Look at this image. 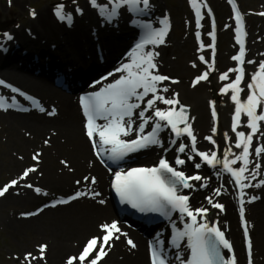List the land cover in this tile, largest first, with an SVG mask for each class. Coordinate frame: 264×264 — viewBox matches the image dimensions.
Listing matches in <instances>:
<instances>
[{"label": "bare ground", "instance_id": "obj_1", "mask_svg": "<svg viewBox=\"0 0 264 264\" xmlns=\"http://www.w3.org/2000/svg\"><path fill=\"white\" fill-rule=\"evenodd\" d=\"M19 1L22 0H15V3ZM27 1L24 0L23 4L26 5ZM150 1L153 3L152 19L158 24L160 19L166 17L173 25L172 30H174V19L161 10L157 0ZM104 2L105 0H99L100 4ZM207 2H212L213 7L216 8L214 0H207ZM227 3H223L224 8H227ZM183 4L191 6L190 0H185ZM257 5L259 9H264V0H257ZM77 7L83 10V15L76 14ZM65 12L73 14L74 22L71 27L66 24L62 26L61 22L52 21L49 16H46L45 19L41 18L34 25L15 31L11 34L14 37L12 41H7L5 38L2 40L7 51H0V74L18 82L26 89L35 91L38 94L36 98L41 102L40 108H43L44 111H40V108H31V113L19 114L10 110H0V122L4 123L11 133H17V137L21 138L22 134L24 135L22 140L13 144L11 136H7L3 142L0 133V159L3 161H0V169H4L9 176L17 175V171L26 165L28 169H37L30 173L26 179H21L23 174L12 179L18 181V184L9 188L8 192L0 197L1 264H28L25 255L31 253L33 256L39 257L41 245H47L45 260L36 259L31 264H66L69 257L79 255V252L76 251L77 246L88 239L87 237L103 235L100 230L101 224L113 222L109 216V207L103 199L106 195L103 188L106 189L108 186L110 174L104 171L92 156L91 146L83 127V119L78 115L72 96L59 92L49 83L51 78L57 75L64 80L67 87L79 86L89 76L111 66L121 56L122 47L135 37V22L140 20H130L126 16L125 9L122 8L121 16L117 21L112 24L102 22L97 11L86 1L83 5L65 8ZM242 19H245L243 12ZM260 22L263 23V21ZM180 25L177 38L171 40L172 31L169 32L170 40L167 49L163 50L156 46L147 48L159 53L154 61L158 74L163 73L165 76L179 81L176 84L165 81L164 85L169 88V92L164 95L172 96L173 93H178L180 103L190 109L189 121L196 133L198 150L204 152L216 150L218 156H222L225 147L228 146L232 147L233 152L239 154L241 150L233 146L236 136L231 130L235 105L230 99V92L227 95L221 93L225 84L234 79L235 73H230L228 81H221L219 78L221 74L236 67V62L232 60V51L238 45L234 34L236 22L229 19L227 15L220 18L218 27L222 40L219 42L214 71H209L208 65L199 60L200 56H204L209 63L212 59L208 56V45L205 40L208 30L206 25L198 28L191 19L187 21L186 30L182 28V22ZM263 38L252 52L253 58L257 62L253 64V72L257 70L258 63L264 61V58L262 59ZM201 43L204 45L203 49L200 48ZM209 49L211 51V47ZM249 50L252 51L253 46H248L247 53ZM126 59L130 61L129 58ZM123 64L124 61L113 65L114 67L107 71L111 73V76L105 86L124 75L117 71ZM193 64L196 67H193ZM33 70L39 72L37 77L26 75ZM205 71H209V79L193 87L195 78ZM244 83L241 85L244 88V92L241 94L242 100L248 94ZM0 95L9 94L0 88ZM213 95H218V101L215 103L217 121L213 120L210 107ZM13 97L17 101H22L17 96ZM157 106L166 107L159 102H157ZM53 109L55 115L50 114ZM147 115L150 116L151 112ZM246 120L247 117L242 115V125ZM214 124L217 127V132L213 139L217 142L218 148H214L205 139L206 136L213 135ZM150 127L151 124L147 128ZM237 130L244 131L246 134L250 131L243 126ZM261 132H264V122H261ZM224 133L230 137L227 145ZM134 135L135 132L129 138ZM170 135V130L161 133L164 147L152 146L145 152L136 155L135 159L139 162L137 164L141 165L135 167H156L161 158L175 162L177 155L175 147L166 154V157L162 154L163 150L167 149ZM181 140L188 144L185 137H182ZM40 141H42L41 145H39ZM221 145L224 148L220 154L219 147ZM260 145H264V136H260L258 133L253 139V159H255L254 149ZM34 151H36L35 154L39 153L40 157L36 163L32 162V164L31 160L34 159L32 156L28 159V154L34 153ZM19 152H27L23 160L17 159L16 154ZM194 163H200V160L195 159L193 162L187 160L183 170L188 172L189 176L203 175L205 181L202 182H206L208 186L202 188L200 187L202 182L192 183L196 186L195 189H190V192H185L184 195L189 196L190 203L195 209L200 207L209 209L208 220L219 222L221 230L225 232L226 238L234 248L237 264H246L243 235L238 219L236 191L230 186L229 180L225 176L217 181L208 165L202 164L200 169H196ZM259 163L261 164V175L252 181L253 184L264 179V154L259 158ZM250 167H254V164ZM85 177L89 178L87 183ZM93 177L97 182L91 187L90 178ZM77 181L80 183L78 184ZM220 182L224 185L223 194L214 199L224 204L225 214L220 213L218 209L211 208L205 199L206 196L212 195L214 189L220 187ZM28 184H31L32 187H27ZM37 188L40 189L39 193L36 192ZM89 189L92 192L103 190L101 195L95 199L84 196L71 200L68 205H58L48 209L42 207L33 216L25 214L26 209L38 205L43 195L47 193L67 192L69 194L67 197L71 198L76 193L86 192ZM245 191L247 192L245 196L246 217L254 254L253 264H264V186L248 188ZM253 196L258 199L254 203H248L247 201ZM100 200H104L105 203H99ZM172 222H175L177 227L183 230V224L179 217H176ZM118 226L122 232L127 233V236H121L119 240L111 241L114 246L110 250L106 249L108 254L99 264H149L144 242L119 224ZM172 227L168 224L153 230V236L163 238L164 247L168 249V255L171 258L175 253L171 247ZM161 230L163 235H160ZM3 237L5 243L1 242ZM127 239H131L136 244V248H131L126 242ZM23 244L24 246H22ZM98 248L99 246H97V251ZM94 254L95 252L92 255ZM85 264H87V260Z\"/></svg>", "mask_w": 264, "mask_h": 264}, {"label": "snow or ice", "instance_id": "obj_2", "mask_svg": "<svg viewBox=\"0 0 264 264\" xmlns=\"http://www.w3.org/2000/svg\"><path fill=\"white\" fill-rule=\"evenodd\" d=\"M76 3V0H71ZM233 4L236 20V43L239 45L238 54L232 57L236 62V67L220 75L221 81H228L230 73H235L234 79L225 84L221 93L227 95L231 93L230 99L235 105L232 118L231 130L235 133L236 140L234 147L240 149L239 154L232 151V147L226 146L223 155L218 156L216 150L210 152L200 151L197 148V137L193 132L192 124L189 121L188 109L182 105L178 99V93L172 96H165L169 88L164 85L165 81L172 84L179 83L168 76L158 74L157 65L154 62L155 57L159 55L150 49L148 45L159 46L165 43V37L170 28V23L165 17L158 23L162 27L154 28L152 23H141L136 21V26L143 30L144 38L140 40L135 49L129 54L130 63H125L117 71L124 73L119 79L110 83L102 91L81 97L83 114L86 117V135L92 143L96 156L104 163L105 157L113 163L122 161L130 153L138 152L151 146L164 147L161 139V133L170 130L169 149L176 148L175 165L183 166L185 159L180 158L184 154L188 161H194L199 157L200 163H194L196 169H200L202 164L208 165L213 169V175L218 179H223L227 174L229 182L234 183L238 194L239 213L241 216L242 227L246 238V249L248 264H253L252 260V241L248 235L249 227L244 219L245 196L248 188L264 186V179L259 183L253 184L260 175L261 164L259 158L264 154V145L257 146L254 149L253 159V139L261 132V122H264V61L257 65V70L250 76V82L246 87L248 94L245 99H241L244 88L241 85L245 80V39L246 33L243 29V19L240 11L236 8L234 0H229ZM11 5V0H9ZM196 15L197 27H201L202 19L201 7L206 5L199 0H190ZM89 5L94 8L102 18V22L112 24L121 16V9H125L133 16H147L152 9L150 0H105L103 4L99 0H89ZM66 5L59 3L54 6L53 13L58 21L71 27L74 18L71 12H65ZM76 14L83 15V10L77 7ZM211 10L209 9V13ZM29 15L35 19L37 13L34 9L29 10ZM264 15V13H260ZM213 31L210 33L213 43L211 63L200 56L199 60L208 65L209 71L215 70V20L213 19ZM19 27V25H17ZM199 32L197 36L199 38ZM7 41H12L14 37L11 34L3 33ZM200 48L204 45L201 43ZM0 51L7 49L0 43ZM247 63H257L254 60H248ZM193 67H196L193 64ZM209 71L203 72L197 76L193 82V87L199 85L202 81L209 79ZM111 75V74H110ZM107 79V77H105ZM163 85V86H162ZM0 87L9 88L13 93H19V89L0 80ZM151 97L150 99L148 97ZM32 100L31 97H28ZM157 102L165 105L161 108ZM16 103L15 97L9 99L0 95V110L7 111ZM32 103L39 106L38 102L32 100ZM143 105V107H142ZM212 117L214 121L218 120L215 102H210ZM139 109V111H137ZM25 111L27 109H24ZM40 111H44L40 108ZM151 112V115H147ZM55 115V110L50 113ZM242 115L247 117L242 125ZM103 121V123H98ZM139 121V123H137ZM152 124L150 131L146 133V128ZM246 127L250 131L246 134L244 131H238L240 127ZM136 133L135 138L126 139ZM213 135L206 136L205 139L218 148L217 142L213 139L216 135L217 127L214 124ZM187 137L189 143H184L181 138ZM226 145L230 140L227 133H224ZM181 140L179 144L177 141ZM169 149H165L168 151ZM39 153L35 154L33 159L38 160ZM229 157H232L231 159ZM239 164V167H234ZM254 167H250L253 165ZM36 168L26 169L21 179H26ZM112 188L119 197L121 203L130 205L141 213H158L161 216L171 220L173 213H179V220L183 224V230L175 228L174 236L171 240V247L176 249L175 260L179 264H237V258L233 251L231 242L226 238L225 232L221 230L218 221H209V209L200 207L193 209L189 204V196L180 194L184 189H195L192 181L202 182L205 178L199 174L188 176L184 171L178 170L167 159L161 158L158 166L151 168H132L128 171L118 170L114 174ZM85 182L89 181L85 177ZM96 179L91 178L90 183L96 184ZM79 184L80 181H77ZM18 184L14 180L3 189H0V197H3L9 190ZM31 188L32 185L28 184ZM206 182H202L200 187L206 188ZM221 184L213 190L212 195L206 196L207 204L213 209H218L220 213L224 212V204L216 201L214 198L223 194ZM39 193L40 189L37 188ZM101 195L99 192H92L91 189L86 192H78L71 197V200L84 196L95 197ZM258 197H251L247 202H254ZM60 203H69V200H61ZM99 203H105L100 200ZM55 206V205H53ZM102 236L91 238L78 256L69 257L66 264H99V261L107 256L106 249H111L114 245L113 240H119L121 236H127V233L121 231L118 222L111 224L104 223L100 225ZM187 240L185 248H181L183 241ZM127 244L131 248H136V244L127 239ZM97 246H99L97 251ZM222 250H227L229 255H225ZM47 245L39 247L40 256L35 257L31 253L25 255V260L31 264L33 260H45ZM188 252V258L185 259L183 253ZM93 252L95 255L93 256ZM151 264H169L168 249L164 247L163 241L159 238L150 245Z\"/></svg>", "mask_w": 264, "mask_h": 264}, {"label": "rangeland", "instance_id": "obj_3", "mask_svg": "<svg viewBox=\"0 0 264 264\" xmlns=\"http://www.w3.org/2000/svg\"><path fill=\"white\" fill-rule=\"evenodd\" d=\"M85 1L86 0H76V3H72L71 0H38V1L28 0L26 5H24L23 4L24 0L16 2V3H15V0H11V5H10L9 0H0V43H2V40H4L3 33L13 34L15 31H17L18 29H20L22 27L34 25L35 22H37L38 20H40L41 18H44L46 16H49L51 19H54L55 17H54L53 10L50 8L51 4L64 3L66 5V8H67V7L76 6V5H78V6L83 5V4H85ZM184 1L185 0H157V3L160 6L161 10L165 11V13L167 15H169L170 17H172L175 21L174 30H172L173 25L172 24L170 25L171 31H172L171 40L173 38H177V33H178L179 29L181 28L180 22L183 23L182 28L184 30L187 29V21L188 20L191 19L193 24L196 22V19L194 17L193 7L183 4ZM236 1L240 4L241 11L243 13H245V20L244 21L247 23V30H248V34L250 36V38H249L250 39V45L253 46V50L252 51L249 50V54H248L249 57L248 58H249V60L256 61V59L253 58L252 52H254L255 47L259 43V41L262 40L261 38L264 37L263 36L264 35V15H260V13H264V9L258 8L257 0H236ZM214 2H215V7H216L215 12L217 13L218 20L220 21V18L222 16H226V15L229 17V19H231V10H230L229 5H227V8L226 7L224 8V5H223V3H226L225 0H214ZM210 3L212 4V2H210ZM24 6H25V8H23ZM30 9H34L35 12L37 13V16L35 19H33L29 15ZM162 14H163V12H162ZM203 17H204V14H203ZM260 21H263V23H261ZM203 23H205L203 25H206V27L208 29L205 40H206L207 45H208V56L211 59V52L209 50L208 20H205ZM17 25H19V27H17ZM156 25H157L156 28L161 27L158 24H156ZM235 29H236V26H234V34H235ZM195 31L197 32V30H195ZM169 40H170V37H169ZM220 40H222V37H220ZM263 40H264V38H263ZM191 44H193V43L191 42ZM168 47H169V41L167 42V44L164 47H161V48L164 50V49H167ZM236 49H237V46L233 49L232 55H234ZM262 56H263L262 57V59H263L264 58V52H263ZM110 67L111 66L107 67L106 69H103L102 72L107 71ZM253 67H254L253 64L247 63V66H246L247 79L244 83L245 86L247 85V83L250 82V76L253 73V70H252ZM35 72L36 71L33 70V73H35ZM160 74L164 75L163 73H160ZM97 75H95V76H97ZM57 78H59V77L53 76L50 84L53 83V81ZM2 79L4 81L18 87L19 89L23 90L26 93L34 95L35 97L38 96V94L35 91H32L30 89H26L22 85H20L18 82L12 81V80H10V79H8L5 76L0 74V80H2ZM58 90H60V89H58ZM211 99L213 102L216 103L218 101V95L211 96ZM0 123H1L0 133H1V138L3 139V142L6 140L7 136H11L13 144H16L19 140L23 139V137H24L23 134H22L23 137H21V138L17 137V133H11L10 130L6 127V125L4 123H2V122H0ZM41 144H42V141H40L39 145H41ZM222 148H224L223 145H221V147H219L220 154L222 153ZM35 153H36V151H34V153L30 152L28 154V159H30L31 156L33 158L34 157L33 154H35ZM26 154H27V152H19L16 154V157L19 160H23ZM0 161H2V160L0 159ZM32 162L36 163V160H31V163ZM234 167H239V166L236 165ZM26 169H28L27 165L24 167H21L17 171V175H15V176L12 174L9 176L4 171V169L3 170L0 169V187H3L4 185H8L9 183H11L13 181L12 179L19 177V175H22ZM97 192L100 193V191H97ZM67 196H69V194L67 192H61V191H53L49 194L47 193V194L43 195L41 202L38 205H34V206L26 209L25 214L26 215L33 214L34 212H37L42 206H44L46 203H48L52 199H62V198L67 197ZM110 213H111V211H110ZM111 219H113V221H115V217H114L113 213L111 214ZM87 238L88 239L84 240L83 242H81L77 246L76 251H78L79 254L83 250L86 243L91 239V237H87ZM1 242L5 243L4 237H3ZM9 242L11 243L10 240H9ZM22 246H24V244ZM7 254L9 255L8 249H7ZM1 263L2 262H0V264Z\"/></svg>", "mask_w": 264, "mask_h": 264}, {"label": "water", "instance_id": "obj_4", "mask_svg": "<svg viewBox=\"0 0 264 264\" xmlns=\"http://www.w3.org/2000/svg\"><path fill=\"white\" fill-rule=\"evenodd\" d=\"M188 109V108H187ZM188 116H189V109H188Z\"/></svg>", "mask_w": 264, "mask_h": 264}]
</instances>
